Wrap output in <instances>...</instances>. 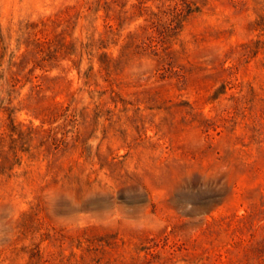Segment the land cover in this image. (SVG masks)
I'll return each mask as SVG.
<instances>
[{"label": "rangeland", "instance_id": "obj_1", "mask_svg": "<svg viewBox=\"0 0 264 264\" xmlns=\"http://www.w3.org/2000/svg\"><path fill=\"white\" fill-rule=\"evenodd\" d=\"M0 264H264V0H0Z\"/></svg>", "mask_w": 264, "mask_h": 264}]
</instances>
